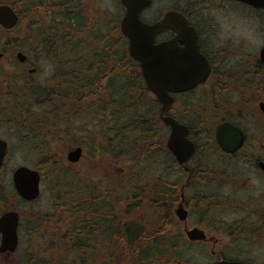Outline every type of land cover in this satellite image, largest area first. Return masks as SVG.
Segmentation results:
<instances>
[{
	"label": "trees",
	"instance_id": "1",
	"mask_svg": "<svg viewBox=\"0 0 264 264\" xmlns=\"http://www.w3.org/2000/svg\"><path fill=\"white\" fill-rule=\"evenodd\" d=\"M44 1L0 0L18 17L7 45L25 55L35 45L40 58L53 67L43 85L26 77L15 61L9 60L0 69V117L8 122L11 117L23 125L22 131L32 134L39 154L35 169L54 197L55 211L45 219L54 221L53 231L59 232L43 241L40 248L49 251L44 259L31 257L18 264H201V249L186 242L175 222L177 184L143 174L151 165H161V156L171 158V171L185 173L166 150V131L156 102L141 79L138 64L128 55L118 16L113 15L108 28L101 29V11L96 8V30L79 34L69 24L73 12L60 13L59 3L47 7ZM186 112L178 116L180 122L200 124V109ZM62 116L71 121L72 130L73 119L96 120L95 132L89 135L93 141L82 145L89 161L108 163L109 176L84 169L80 177L69 168L76 165L60 152L66 147L59 140L64 138L58 120ZM138 166L142 169L136 172ZM114 167H120V176L112 174ZM135 209L139 217L128 218ZM142 211L150 213L146 216ZM102 247L108 248L105 255H101Z\"/></svg>",
	"mask_w": 264,
	"mask_h": 264
},
{
	"label": "flooded vegetation",
	"instance_id": "2",
	"mask_svg": "<svg viewBox=\"0 0 264 264\" xmlns=\"http://www.w3.org/2000/svg\"><path fill=\"white\" fill-rule=\"evenodd\" d=\"M97 1L58 0L59 11L73 12L74 20L69 24H73L79 34H88L96 30L94 12L97 8L101 11L98 17L102 21L101 29H107L113 15L108 9H102ZM115 2L120 32L126 9L120 0ZM170 13L180 15L187 28L195 33L199 53L209 69L203 84L172 95L173 103L167 112L187 127V137L194 148L183 170L189 196L181 198V192V203L175 204L182 206L186 220L176 219L175 222L186 242L193 249H201V264L222 261L264 264V58L261 56L264 9L240 0H149L141 9L139 19L151 26L161 23ZM243 26L244 30L263 36L260 45L252 49L256 38H242L251 34L242 32ZM182 30L177 21L170 20L164 24L155 43L175 40L182 48L184 45L178 40ZM30 48L31 54H23L25 60L16 64L26 77L33 79L39 73L38 63L44 59L40 58L35 45ZM150 96L160 116L161 106ZM200 104L201 108H197ZM195 109L201 110L200 124L187 126L177 119ZM0 140L7 145L1 172L9 158L10 143L1 133ZM232 146L238 148L233 152L223 149ZM76 147L82 149L80 163L85 149L83 145ZM9 210L14 209L3 212ZM195 227L203 231L204 241L186 239L185 230Z\"/></svg>",
	"mask_w": 264,
	"mask_h": 264
},
{
	"label": "water",
	"instance_id": "3",
	"mask_svg": "<svg viewBox=\"0 0 264 264\" xmlns=\"http://www.w3.org/2000/svg\"><path fill=\"white\" fill-rule=\"evenodd\" d=\"M256 8L264 9V0H240ZM149 0H120L126 13L120 22V32L127 39L128 54L138 63L141 76L146 88L161 106L160 119L164 126L169 128L166 148L175 158L178 165L183 166L193 154V144L187 139L188 129L170 116L164 115L173 103L174 94L192 90L203 84L209 69L199 53L195 33L187 28L186 21L173 13L168 14L161 23L148 26L139 19V13ZM172 18V19H171ZM177 21L182 28L178 40L184 45L180 48L176 41L155 43L156 37L163 30L168 21ZM17 23V16L7 5H0V27L4 30L12 29ZM264 58V47L261 51ZM16 58L23 62L25 57L17 53ZM219 132V130H218ZM217 132V133H218ZM217 141L219 136L217 135ZM238 146V145H237ZM223 147L226 152H233L238 147ZM6 143L0 140V168L6 153ZM82 155L81 148H75L67 153L69 163H77ZM40 177L36 170L25 166L16 168L12 172V185L17 196L32 202L39 196ZM179 221H185L186 212L179 205L175 210ZM19 215L15 211L4 212L0 216V254H10L18 245L17 228ZM189 241H204L202 230L193 228L185 230ZM217 264H241L239 262L222 261Z\"/></svg>",
	"mask_w": 264,
	"mask_h": 264
},
{
	"label": "rangeland",
	"instance_id": "4",
	"mask_svg": "<svg viewBox=\"0 0 264 264\" xmlns=\"http://www.w3.org/2000/svg\"><path fill=\"white\" fill-rule=\"evenodd\" d=\"M115 1L111 2L109 0H98L97 2L102 9H108L112 15L118 16V4ZM44 2L46 3L47 7H50L51 5L58 3V0H45ZM247 28H249V26ZM244 29L245 27L243 26L242 32L248 34L251 33ZM244 37H250V39L256 38L255 42L251 44V46L253 45L252 49H254L256 45H260V42L263 38V36L259 33H251L250 35L242 36V38ZM10 38H12L11 33L3 31L0 32V53L3 55V62L0 63V69L3 68V65L4 67H6V62L8 63L9 60L15 61L14 51L16 49L14 48V46L10 48V46L7 45V43H9L8 39ZM37 66L39 69V73L36 77L31 80L37 85H43L45 81H47V79H49L50 76L53 74V67L50 66L49 63L45 60L40 61ZM34 111L38 112L39 114L41 113V111L39 110ZM62 119L63 120H60L58 118V120L60 121L59 130H61L62 136L64 138L61 139L60 137L59 140L61 141L62 145H66V147H61L60 152H64V154L66 155L68 150L77 145H82V143H84L85 145L90 144L89 141L92 140L90 136L93 132H95L94 130H92V127H97L98 125V123L96 124V120H90L85 117L73 119L72 121L75 120V130H72L69 127V125H72L71 121H68L64 116H62ZM9 120L10 122H8L6 118L2 119L1 117L0 119V133L2 134V136L6 137V139H8L10 143L9 158L7 159L5 166L0 172L1 187L3 188L1 189V191L4 196L3 203H0V214L8 208H13L20 214V226L18 231L20 244L18 249L12 256L7 255L4 257L0 255V264L1 262H3L2 264H7L10 262L18 264L22 260L25 261L26 259H31V257H36L35 259H44L47 256L46 254L49 253V251L47 249L40 248L45 245V242L43 241H45L47 237H51L52 235L56 236L59 233L53 231V229L57 226L55 222L49 220L47 221L45 219V217L48 214L52 213L54 209V197L51 193L50 185L47 181H45L44 179L42 180L40 184V196L35 202L25 203L21 201L18 197H14L15 192L11 186L12 171L18 166H27L29 168L34 169L39 162V154L35 150V140L33 139L32 134L26 132L25 130L22 131L21 129H24L23 125H18L16 120L12 122L11 117H9ZM104 123L105 122H100L99 120V125L101 127L105 126ZM63 131L67 134V136L63 134ZM165 131L167 136L168 130L165 129ZM94 144L95 143L92 142L91 146L93 147ZM91 146H89V148ZM95 147L97 148V146ZM87 155L88 154L84 152L83 158L80 163L76 164L75 167L71 166L69 168L73 169L74 171H78L80 177L83 176L84 169L90 170L91 172H94L96 174H100L102 172L103 175L109 176V173L106 170V168L108 169V163L101 162V164H99V162L95 160L89 161V155ZM160 162L161 165L157 164L153 167L151 165V168H149L148 170H142L143 174L147 175V177L150 175L154 179L159 177L160 179H162L163 182L176 183L178 191L180 190V193L183 192L184 198H187L189 196V190H187L185 187L186 175L181 173L180 171L173 172L170 170V166L172 164L171 158H168L167 156H161ZM141 163L143 164L144 162ZM119 169L120 167H114L112 170V174L120 176L122 172L119 171ZM141 169L142 168L138 166V168H135V171L137 172ZM138 210L139 209H135L133 211L134 213L127 217L138 218ZM142 213L143 215L147 216V214H149L150 212L142 211ZM189 226L192 227L191 225ZM41 242L42 244H40ZM51 248L52 245L50 246L49 250H52ZM100 252L101 255H105L108 252V248L102 247ZM116 254L119 255V253Z\"/></svg>",
	"mask_w": 264,
	"mask_h": 264
},
{
	"label": "bare ground",
	"instance_id": "5",
	"mask_svg": "<svg viewBox=\"0 0 264 264\" xmlns=\"http://www.w3.org/2000/svg\"><path fill=\"white\" fill-rule=\"evenodd\" d=\"M105 121V120H104ZM102 122V121H101ZM105 124V123H104ZM159 127V126H158ZM165 141V140H164ZM243 220V219H242Z\"/></svg>",
	"mask_w": 264,
	"mask_h": 264
}]
</instances>
